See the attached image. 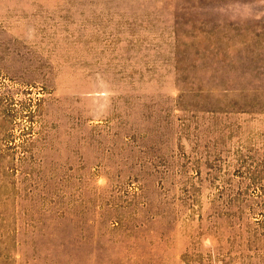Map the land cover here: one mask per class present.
Returning <instances> with one entry per match:
<instances>
[{
    "label": "rangeland",
    "instance_id": "374dc122",
    "mask_svg": "<svg viewBox=\"0 0 264 264\" xmlns=\"http://www.w3.org/2000/svg\"><path fill=\"white\" fill-rule=\"evenodd\" d=\"M0 264H264V0H0Z\"/></svg>",
    "mask_w": 264,
    "mask_h": 264
}]
</instances>
